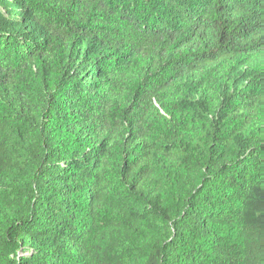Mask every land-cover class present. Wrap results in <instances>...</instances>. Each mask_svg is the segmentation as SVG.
I'll return each instance as SVG.
<instances>
[{"label":"trees","instance_id":"trees-1","mask_svg":"<svg viewBox=\"0 0 264 264\" xmlns=\"http://www.w3.org/2000/svg\"><path fill=\"white\" fill-rule=\"evenodd\" d=\"M0 264H264V0H0Z\"/></svg>","mask_w":264,"mask_h":264}]
</instances>
